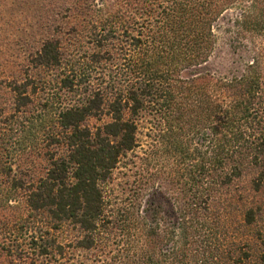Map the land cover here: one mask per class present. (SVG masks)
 <instances>
[{"label":"trees","instance_id":"obj_1","mask_svg":"<svg viewBox=\"0 0 264 264\" xmlns=\"http://www.w3.org/2000/svg\"><path fill=\"white\" fill-rule=\"evenodd\" d=\"M133 1L90 19L86 49L69 60L58 43L42 46L35 66L58 70L55 95L34 78L11 87L13 124L45 165L10 179L31 220L22 245L0 253L25 264H264V239L251 253L217 198L245 176L264 188V0ZM121 169L130 193L112 184ZM242 217L252 227L254 207Z\"/></svg>","mask_w":264,"mask_h":264},{"label":"rangeland","instance_id":"obj_2","mask_svg":"<svg viewBox=\"0 0 264 264\" xmlns=\"http://www.w3.org/2000/svg\"><path fill=\"white\" fill-rule=\"evenodd\" d=\"M127 1L130 5L134 3L133 0ZM126 7L125 0H0V245L12 243L14 249L18 248L17 244L20 247L24 242L27 220H31L27 217L20 191L10 188V179H24L27 167L37 177L45 165L39 159L38 151L28 154L29 148L36 142L29 146L22 132L23 127L13 124L15 119L12 117L17 106L11 87L34 78L40 88L42 82H47L45 85L49 89L45 92L49 96L55 95L58 70L48 69L45 72L35 66V58L42 46L47 42L58 43L63 58L69 60L77 44L86 41L90 19L104 21ZM236 14L232 11L226 18ZM222 23L225 26V21ZM83 47L86 49L85 43ZM46 93L40 92L39 96L45 97ZM31 101L30 107L41 105L38 95H32ZM123 173L124 169L117 171L112 184L118 191L122 188L130 193L128 189L132 186L130 181L126 182ZM249 180L250 176H245L235 181L217 198L224 203L221 206L226 209L228 226L235 235L245 241L248 239L251 245L250 250L247 249L255 252L260 239H264V188L253 192ZM147 193L150 194L151 189ZM146 195L141 196L142 200ZM247 206H253L256 213L254 225L248 228L240 226L242 212ZM60 235L65 240L75 234L69 230ZM14 251L0 253V264H25L26 260L17 258L18 252ZM250 262L259 264L255 257Z\"/></svg>","mask_w":264,"mask_h":264}]
</instances>
